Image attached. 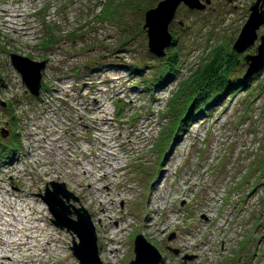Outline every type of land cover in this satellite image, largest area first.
Wrapping results in <instances>:
<instances>
[{
	"label": "rangeland",
	"instance_id": "obj_1",
	"mask_svg": "<svg viewBox=\"0 0 264 264\" xmlns=\"http://www.w3.org/2000/svg\"><path fill=\"white\" fill-rule=\"evenodd\" d=\"M160 1L0 0V198L20 196L36 213L29 264H79L73 236L54 226L39 196L52 180L92 215L104 264H130L138 234L162 264H264V68L244 78L264 25L255 44L233 49L255 0H211L204 11L182 3L170 26L177 44L157 56L144 24ZM217 50L232 64L213 95L227 93L223 83L239 87L190 119L163 153L170 100ZM13 54L46 62L38 96Z\"/></svg>",
	"mask_w": 264,
	"mask_h": 264
},
{
	"label": "water",
	"instance_id": "obj_2",
	"mask_svg": "<svg viewBox=\"0 0 264 264\" xmlns=\"http://www.w3.org/2000/svg\"><path fill=\"white\" fill-rule=\"evenodd\" d=\"M184 3L191 10H203L211 0H162L154 8L145 13L144 30L147 31L149 48L157 56H164L166 49L173 43V35L170 32V24L173 21L179 6ZM251 13L236 40L233 49L244 52L255 44L258 39V29L264 25V0H257L251 6ZM257 53L245 57L249 63L245 79L260 72L264 68V34L260 36ZM13 66L21 74L28 91L38 96L42 85V70L45 69V61H34L30 58L13 54L11 57ZM2 135L8 137L9 131L3 129ZM48 206L53 218L54 226L65 229L73 235L72 252L80 264H104L100 257L98 246L97 228L92 215L85 206L77 207L76 202L80 198L67 188L65 182L53 181L47 185L45 193L40 195ZM79 240V242H78ZM179 254V250H173ZM136 258L130 264H161L162 252L150 243L144 234H138L135 239ZM184 259L192 260L193 256H185Z\"/></svg>",
	"mask_w": 264,
	"mask_h": 264
},
{
	"label": "trees",
	"instance_id": "obj_3",
	"mask_svg": "<svg viewBox=\"0 0 264 264\" xmlns=\"http://www.w3.org/2000/svg\"><path fill=\"white\" fill-rule=\"evenodd\" d=\"M176 44V41L173 39V43L171 46L173 47ZM173 59L174 58H172V60ZM226 59L227 58L224 57V54L221 51H215V53H213V56L206 63V65L201 67L195 75L187 79V83H191L189 84L191 85L190 88L182 90L179 94L175 95V97L173 96V98L170 100L169 106L171 107V109H176L174 107L177 104L179 106V102L180 106L184 105L185 108L183 109V112H181V114L175 113L173 110H171L174 115V121L171 122L172 124L170 129L163 130L162 139L158 144V148H160L163 153H165L166 149L171 147V143L173 142L174 138L179 135L180 131L185 130V127L187 126L188 121L190 119L197 118V116H200L203 112L213 106L215 102L219 101L220 98L227 95L231 89H236L239 87L240 84L236 82H230L227 84L223 83L224 85H226L225 90L228 89L227 91H225L227 93H219L213 95V92L215 91V87H213V82L217 83L218 81L216 80H218V75L220 73L226 74L228 72L227 66L232 64L229 63L230 58L229 60ZM174 63H176V60L174 61ZM171 67L172 68H170V71H173V74L169 77V79L175 76L174 73L177 69L174 64ZM134 70L140 71L141 68L134 67ZM167 81L168 80L164 81L163 84H165V82ZM162 155L160 156V159L161 157H163Z\"/></svg>",
	"mask_w": 264,
	"mask_h": 264
},
{
	"label": "bare ground",
	"instance_id": "obj_4",
	"mask_svg": "<svg viewBox=\"0 0 264 264\" xmlns=\"http://www.w3.org/2000/svg\"><path fill=\"white\" fill-rule=\"evenodd\" d=\"M22 29L16 27V30ZM9 197V200L0 198V264H10L8 260L13 264H29L25 259L29 255V251L35 250L37 247L35 241L38 237L37 232H39L38 219L26 199H21L15 194H9ZM18 205L20 206L19 210ZM3 228H5V233L2 232ZM42 233L46 240L43 245L46 247L45 251L50 252L54 248L53 238L47 229H44ZM9 236H12V239H9ZM14 251L22 254V257L20 259L13 258L11 252Z\"/></svg>",
	"mask_w": 264,
	"mask_h": 264
},
{
	"label": "flooded vegetation",
	"instance_id": "obj_5",
	"mask_svg": "<svg viewBox=\"0 0 264 264\" xmlns=\"http://www.w3.org/2000/svg\"><path fill=\"white\" fill-rule=\"evenodd\" d=\"M205 1H206V0H202V2H205ZM229 1H230V2L232 1L233 4H235L236 2H239L240 0H229ZM256 1H257V0H255L253 3H255ZM253 3H252V4H253ZM237 4H238V3H237ZM210 5H211V4H209L205 9H203V11L206 10L207 8L211 7ZM233 6H234V5H233ZM237 6H238L237 8H234L235 10H239V9H241V8L243 7V5H237ZM234 7H235V6H234ZM172 25H173V24L171 23L170 26L172 27ZM171 27L169 28V29H170V32H171ZM171 33H172V32H171ZM172 35H173V39L176 41V37H177V36H176L174 33H172ZM177 40H178V38H177ZM171 47H172V46H171ZM171 47H170V48H171ZM8 104H9V103H7V107L9 106Z\"/></svg>",
	"mask_w": 264,
	"mask_h": 264
}]
</instances>
